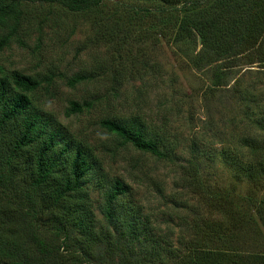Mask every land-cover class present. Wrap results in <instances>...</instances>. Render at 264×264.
Returning <instances> with one entry per match:
<instances>
[{
    "label": "trees",
    "instance_id": "16d2710c",
    "mask_svg": "<svg viewBox=\"0 0 264 264\" xmlns=\"http://www.w3.org/2000/svg\"><path fill=\"white\" fill-rule=\"evenodd\" d=\"M30 1L57 4L72 13L96 11L103 4V0ZM162 1L159 25L171 30L174 42L188 41V46L196 47L199 37L196 60L218 64L210 74L208 91L228 86L226 67L264 63V0ZM142 11L143 16L151 14ZM26 13L19 0H0V53L19 28L29 26ZM137 15L128 22L139 20ZM81 80L73 79L72 87ZM39 86L35 78L19 72L5 77L0 66V186L11 188V200L0 198V264H264V140L257 132L242 138L235 154L221 150L237 182L249 184L248 194L233 201L230 190L204 189V205L220 218L195 219L187 236L179 234L173 240L174 234L156 228L126 198L130 194L118 180L105 187L96 181L101 190L97 218L88 184L98 169L82 145L61 138L34 111L30 95ZM255 102L251 100L249 107L258 106ZM70 109L81 112L76 104ZM251 121L264 123V110L255 123ZM100 126L122 145L170 161L161 148L164 135L141 120L104 119ZM188 167L195 173L189 186L204 188L198 165ZM42 231L51 238L42 240Z\"/></svg>",
    "mask_w": 264,
    "mask_h": 264
},
{
    "label": "rangeland",
    "instance_id": "374dc122",
    "mask_svg": "<svg viewBox=\"0 0 264 264\" xmlns=\"http://www.w3.org/2000/svg\"><path fill=\"white\" fill-rule=\"evenodd\" d=\"M19 1L29 26L12 33L0 66L7 78L13 72L35 78L40 86L30 95L34 111L61 138L90 154L98 171L90 175L88 192L99 220L96 181L102 187L122 182L130 194L126 198L156 228L174 234L173 240L187 236L195 219L220 218L204 205V189L230 190L233 201L248 194L249 184L237 182L221 150L235 154L241 139L254 131L264 140V123L251 124L264 110V63L226 67L228 86L210 92V74L218 64L196 60L199 37L196 47L176 43L171 30L159 25L162 0H103L96 11L86 13ZM144 9L151 14L143 16ZM134 13L139 20L128 22ZM76 78L83 80L72 87ZM251 100L258 106L250 108ZM72 104L81 112H72ZM104 119L141 120L164 135L161 148L170 161L122 145L100 126ZM189 163L198 165L204 188L190 187L195 173ZM2 196L11 200V188L0 186ZM41 233L42 240L51 238Z\"/></svg>",
    "mask_w": 264,
    "mask_h": 264
},
{
    "label": "water",
    "instance_id": "95a60500",
    "mask_svg": "<svg viewBox=\"0 0 264 264\" xmlns=\"http://www.w3.org/2000/svg\"><path fill=\"white\" fill-rule=\"evenodd\" d=\"M200 40V39H199Z\"/></svg>",
    "mask_w": 264,
    "mask_h": 264
}]
</instances>
